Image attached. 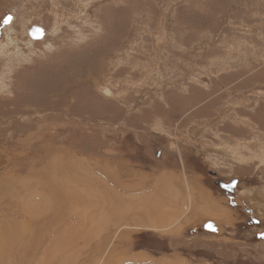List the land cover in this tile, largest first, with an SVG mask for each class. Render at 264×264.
<instances>
[{"label":"rangeland","instance_id":"374dc122","mask_svg":"<svg viewBox=\"0 0 264 264\" xmlns=\"http://www.w3.org/2000/svg\"><path fill=\"white\" fill-rule=\"evenodd\" d=\"M237 26L263 51L264 0H0V264H264V99L199 134L264 76L229 84Z\"/></svg>","mask_w":264,"mask_h":264},{"label":"crops","instance_id":"0c3cea01","mask_svg":"<svg viewBox=\"0 0 264 264\" xmlns=\"http://www.w3.org/2000/svg\"><path fill=\"white\" fill-rule=\"evenodd\" d=\"M237 27H238V29H237L238 31H235V29H236L235 27L230 28V29H232L231 31L237 35H232V34L229 35L228 45L226 47L227 54L224 55L222 62L225 65H228L229 67L234 66L235 62L233 61L234 57L232 56V54H233V50L235 49L237 51L244 50V58H242L240 60V62L245 63V64H243V66L240 70V71H243V73L240 75H237L236 78H234L229 84L236 82V81H239L240 78H242L244 76V74L250 73L252 71L253 72L256 71L255 68L258 67L262 62H264V50L262 51L259 47L255 48V43L253 41H251V39H249L250 33H252L254 30H252L251 27L250 28L249 27L242 28L239 26H237ZM233 69H235V68H233ZM236 71H238V70H236ZM259 82L260 83L264 82V76L255 75V76H252L250 79H248L245 83L239 81L238 83L234 84V86L238 84L239 88L233 89V91H235L236 94H231V91L228 90V93H229L228 95L231 94L233 96L231 98L232 101H229L228 102L229 104L225 105L224 109L221 111V113L225 114V116L221 119H218L216 122L211 121V123L209 125H207V126H211V127L200 131V133H199L200 135L203 133V131H205L207 133L208 132L210 133V131H213L215 133V129H217L218 126H221V125L224 126L225 123L227 124V122H226L227 119L231 120V122H234V123L239 122V124H243L246 126L245 130L246 131L248 130L247 131L248 137H235L234 133H232V132H230L231 134L226 136V137H222L218 134V137L222 138V142L219 144H215V143H213V141H211L212 145L215 146L214 150L219 152L220 151L219 149L222 146L221 144H226L224 139L227 137H235V138L242 139V140L256 139L254 132L256 131L257 128L260 129V125H259L258 121H255L253 119V117L249 116L248 112H246L247 111L246 108L248 106H250L251 103H254V105L250 109L254 108L255 106L257 107L260 105L259 100L264 99V86L261 87V90L256 88V85ZM227 86H228V84L225 85L224 87H222V88H224L223 89L224 91H225V87H227ZM234 86H232V87H234ZM220 87H221V85H220ZM232 87H228V88H232ZM213 93H215V92L214 91L208 92L209 95H206V97L207 98L210 97V98L207 99L206 101H210V102L212 101L210 99H213V97H212V96H214ZM255 110H256V108H255ZM221 113H218V115L215 118H218V116ZM249 134H251V135L249 136ZM251 136H253V137H251ZM240 153H242L241 150H240ZM242 154H244V153H242ZM244 155L251 157L247 162H241V163H246L247 164L246 166H249L253 163L255 165V163L258 161L257 158L254 157V155L250 152H247V154H244ZM225 156L231 161H235L237 163L239 162L233 158L228 157L227 155H225ZM255 174L259 175L260 172L259 171H256V172L253 171V174H250L249 177H251ZM263 176H264V174H263ZM230 180H232V179L224 180V182H227ZM237 183H238V181H237ZM263 183H264V181H262V186H261L260 190L252 192V193L256 194L255 200H256V203H258L257 206L260 205L262 208H264L263 207L264 201L261 199V197L264 196V184ZM236 186H237V184H236ZM259 211L261 212V215L264 216V209L259 210Z\"/></svg>","mask_w":264,"mask_h":264},{"label":"bare ground","instance_id":"6f19581e","mask_svg":"<svg viewBox=\"0 0 264 264\" xmlns=\"http://www.w3.org/2000/svg\"><path fill=\"white\" fill-rule=\"evenodd\" d=\"M29 30L30 29H28V31H27V34H29ZM44 33H45V29H44ZM44 35V34H43ZM30 36V35H29ZM31 38V37H30ZM42 38V37H41ZM41 38H39V39H41ZM31 39H35V38H31ZM9 41V40H8ZM7 44V43H6ZM3 46V45H2ZM18 48H17V46H16V42H11V43H9L8 45H7V47L6 48H4V50H6V54H12L13 52H15L16 50H17ZM4 53V54H5ZM104 93L106 94V95H108V96H112L113 94H112V92H111V90L109 89V88H106L105 90H104ZM231 105V104H230ZM221 181H223L222 179H221ZM231 181V180H230ZM238 181V180H237ZM117 182H119V181H117ZM224 182V181H223ZM224 183H228V182H224ZM237 184V183H236ZM119 185H121V184H119ZM110 187V186H109ZM108 187V188H109ZM123 188V187H122ZM235 188H236V185H234V187H233V189H232V192H229V191H227V193L228 194H233V192L235 191ZM222 190H224V189H222ZM120 198H119V200H122V197L121 196H119ZM143 201V200H142ZM145 202V201H144ZM142 204H144V203H142ZM146 204H147V202H146ZM141 205V204H140ZM148 205V204H147ZM147 205H146V207H147ZM141 206H145V205H141ZM151 206H152V204H151ZM134 207V206H133ZM149 207V206H148ZM136 208V207H135ZM214 208H216V209H214V210H217L219 207H214ZM146 209V208H145ZM150 209V208H149ZM214 210H213V212H214ZM221 210V209H220ZM131 211V210H130ZM146 212H143V211H136V210H134V211H131V212H129L127 215H125V218L124 219H128V221L131 219V218H133V219H135V217H137L136 219L138 220V221H142V224L143 225H145V226H149V223L151 222H149V223H147V220H146V218H149V217H147V216H149L148 214H145ZM214 213H216V212H214ZM223 213V212H222ZM151 214V213H150ZM220 214V213H219ZM151 216V215H150ZM219 217H221V214H220V216ZM223 218V217H222ZM227 218V217H226ZM120 219V218H119ZM123 219L121 218V221H122ZM164 221H165V219H163ZM128 221H126V224H128V225H130V222H128ZM161 221V220H160ZM135 223L136 224H139V222H137L136 220H135ZM123 224H125V223H123ZM135 224V225H136ZM141 224V223H140ZM151 225L150 226H152V223H150ZM162 224V223H161ZM154 226H156V225H154ZM175 262V261H174ZM177 262V261H176ZM174 264V263H173ZM178 264H182V263H178Z\"/></svg>","mask_w":264,"mask_h":264},{"label":"water","instance_id":"95a60500","mask_svg":"<svg viewBox=\"0 0 264 264\" xmlns=\"http://www.w3.org/2000/svg\"><path fill=\"white\" fill-rule=\"evenodd\" d=\"M43 34H44V29L38 25H33L32 28L29 30V35L31 38L39 39L43 36ZM215 182L221 189L232 192L234 185H236L237 183V179H232L228 183H224L219 178ZM203 227L207 230L216 231V227L214 226L212 221H206Z\"/></svg>","mask_w":264,"mask_h":264},{"label":"flooded vegetation","instance_id":"af4514ba","mask_svg":"<svg viewBox=\"0 0 264 264\" xmlns=\"http://www.w3.org/2000/svg\"><path fill=\"white\" fill-rule=\"evenodd\" d=\"M227 182H229V181H227ZM236 189V188H235ZM225 192H226V190H224ZM228 195H230V194H228ZM254 219V223L256 222L257 223V221H256V219L255 218H253ZM262 233H259V235H261Z\"/></svg>","mask_w":264,"mask_h":264},{"label":"snow or ice","instance_id":"6c2138e0","mask_svg":"<svg viewBox=\"0 0 264 264\" xmlns=\"http://www.w3.org/2000/svg\"><path fill=\"white\" fill-rule=\"evenodd\" d=\"M7 22H8V19L5 20V23H7Z\"/></svg>","mask_w":264,"mask_h":264}]
</instances>
